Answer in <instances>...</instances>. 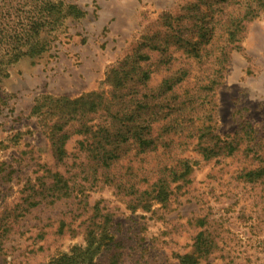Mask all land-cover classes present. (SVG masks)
Wrapping results in <instances>:
<instances>
[{
    "label": "rangeland",
    "instance_id": "rangeland-1",
    "mask_svg": "<svg viewBox=\"0 0 264 264\" xmlns=\"http://www.w3.org/2000/svg\"><path fill=\"white\" fill-rule=\"evenodd\" d=\"M51 1L62 10L58 21L47 19L40 27L38 52L25 54L22 44L16 58L8 37L17 24L26 27L39 17L32 11L38 0H0V212L19 202L24 183L37 175L39 165L54 164L50 140L33 113L37 102L45 95L74 99L102 89L108 69L131 51L147 27L164 12L176 14L187 0ZM69 6L84 14L67 15L73 11ZM161 58L151 53L154 86L179 69L191 74L184 87H192L195 76L223 74L208 98L206 123L223 138L240 131V152L200 160L169 209L156 204L154 211L133 210L113 188L97 183L87 191V202H100L109 211L116 244L89 258L99 264H179L178 256L190 252L194 236L207 228L219 247L200 264H264V179L240 177L242 170L264 164V12L249 23L240 48L232 50L220 72V63L201 65L177 52L169 65L159 66ZM77 139L69 142L74 153ZM76 208L69 200L32 208L15 226L0 264H47L86 247L80 230H57L61 220L78 224ZM199 219L205 220L203 227ZM77 264H89L88 257Z\"/></svg>",
    "mask_w": 264,
    "mask_h": 264
},
{
    "label": "trees",
    "instance_id": "trees-1",
    "mask_svg": "<svg viewBox=\"0 0 264 264\" xmlns=\"http://www.w3.org/2000/svg\"><path fill=\"white\" fill-rule=\"evenodd\" d=\"M71 7L74 12L67 15L83 13ZM32 11L39 17L26 27L17 24L8 37L10 54L16 58L22 44L27 45L25 54L39 51L40 27L47 19L57 22L62 10L51 0H38ZM263 12L264 0H187L176 14L164 12L147 27L131 51L108 69L102 89L74 99L43 96L33 113L50 140L54 164L39 165L37 175L24 183L19 202L0 212V257L21 217L41 204L69 200L77 204L80 212L75 217L81 220L77 225L61 220L57 230H80L87 245L47 264H77L86 257L89 264H99L89 254L109 251L116 239L109 229V211L100 202L93 206L87 202L89 189L97 183L108 185L133 210L154 211L156 204L169 209L192 181L200 160L239 153L240 131L223 138L206 123L212 103L208 98L221 85L223 74L198 75L192 87H184L191 74L187 68L179 69L154 86L149 61L151 53L158 52L159 66L169 65L177 52L201 65L220 63V72L232 50L240 48L249 23ZM75 137L76 153L69 149ZM240 177L248 182L264 179V164L242 170ZM197 222L205 225L204 219ZM217 240L207 228L199 231L192 250L178 256L179 264L208 259L219 247Z\"/></svg>",
    "mask_w": 264,
    "mask_h": 264
}]
</instances>
